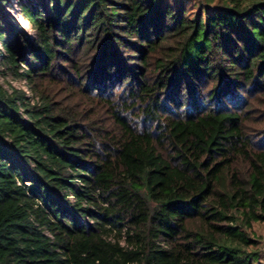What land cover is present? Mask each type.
I'll return each instance as SVG.
<instances>
[{"label":"trees","instance_id":"1","mask_svg":"<svg viewBox=\"0 0 264 264\" xmlns=\"http://www.w3.org/2000/svg\"><path fill=\"white\" fill-rule=\"evenodd\" d=\"M25 13L0 66L40 102L0 84V264L260 261L264 0Z\"/></svg>","mask_w":264,"mask_h":264},{"label":"rangeland","instance_id":"2","mask_svg":"<svg viewBox=\"0 0 264 264\" xmlns=\"http://www.w3.org/2000/svg\"><path fill=\"white\" fill-rule=\"evenodd\" d=\"M51 2L52 0H8V2L2 5L0 11V60L1 54L4 52L2 36L3 38H9L11 29L14 27L18 33L22 35L25 34L31 39H35V30L27 19L25 11L33 8L40 9L42 12H47ZM185 2L192 14L198 12L199 0H185ZM27 70L28 66L25 64L20 67L19 71L20 73H25ZM0 84L9 93L12 92V89L23 91L24 96L28 98L31 105L40 102L38 95L31 89L25 78L16 77L14 71L3 64L0 66ZM255 108H258V110H253L254 120L259 116V112H261L259 106ZM259 118H261V116L256 120H259ZM252 123L251 126H253ZM254 137L258 138L260 134H256ZM250 234L251 238L257 241V245L249 250L258 251L261 258L260 261L254 264H264V222L254 223Z\"/></svg>","mask_w":264,"mask_h":264}]
</instances>
